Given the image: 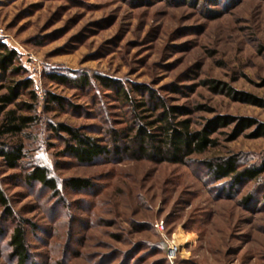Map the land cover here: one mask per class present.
Masks as SVG:
<instances>
[{"label":"rangeland","instance_id":"374dc122","mask_svg":"<svg viewBox=\"0 0 264 264\" xmlns=\"http://www.w3.org/2000/svg\"><path fill=\"white\" fill-rule=\"evenodd\" d=\"M0 31L39 96V121L0 137V146L23 142L26 154L14 169L0 157L14 212L0 206V264H16L9 239L19 222L27 264H264V173L235 184L206 168L207 161L236 160L240 170L264 162V0H0ZM53 71L87 73L94 84L52 82L45 73ZM120 87L135 106L144 104V121L176 107L174 118L190 119L193 129L213 122L216 145L185 164L134 153L133 107L117 96ZM48 92L64 105L47 109ZM49 123L104 139L113 152L78 163L63 155ZM111 131L122 132L118 141ZM31 162L58 179L60 198L23 182ZM70 178L91 185L65 186Z\"/></svg>","mask_w":264,"mask_h":264},{"label":"trees","instance_id":"16d2710c","mask_svg":"<svg viewBox=\"0 0 264 264\" xmlns=\"http://www.w3.org/2000/svg\"><path fill=\"white\" fill-rule=\"evenodd\" d=\"M45 77L60 84L77 83L81 87H90L94 77L87 73L74 76L60 72L45 73ZM108 89L111 80L96 75ZM0 137L17 136L27 128L39 121L36 108L39 103V96L34 88V81L28 74V69L24 65L20 53L9 46L0 37ZM23 96L27 99L20 100ZM117 96L125 104L132 105V119L135 121V131H130L131 141L137 143V148L133 151L149 158L159 157L160 161H169L174 164H185L194 155L203 154L210 147L216 145L215 139L211 137L214 123L211 122L203 129H193L190 119L174 118L178 113L176 107L164 108L162 116L151 121L141 119L138 110L144 105L142 102L134 105L130 91L124 87L117 90ZM159 99L158 97H155ZM46 108L57 109L64 105L63 98L54 93L48 92L46 97ZM162 107V105L157 106ZM138 108V109H137ZM148 110V109H147ZM220 121L219 123H222ZM213 123V124H212ZM49 126L56 136L63 141L64 156L75 159L82 164H90L96 159L110 155L113 150L111 144L104 139L94 137L79 128L65 123H49ZM113 140L116 142L122 132L111 131ZM64 135V136H63ZM258 136H264V126L258 131ZM117 148V152L125 151ZM25 145L18 142L13 145L4 144L0 146V157L6 166L11 169L18 168L25 158ZM151 153H148V151ZM207 172L215 180L232 178L236 183H240L244 178L254 180L264 173V162L251 168L239 169L236 160H225L224 162L207 161ZM22 180L28 185H39L50 190L56 197L61 196L62 190L58 179L52 175L48 168L31 162ZM91 181L84 178H70L65 181V186L80 189L89 187ZM0 206L5 212L13 217L14 212L10 205L6 192L0 183ZM26 227L24 222L16 224L10 233L9 256L16 261V264H27L30 258V246L26 238Z\"/></svg>","mask_w":264,"mask_h":264},{"label":"built area","instance_id":"2783aa9c","mask_svg":"<svg viewBox=\"0 0 264 264\" xmlns=\"http://www.w3.org/2000/svg\"><path fill=\"white\" fill-rule=\"evenodd\" d=\"M4 35L2 34V32L0 31V37H3ZM30 59H32V60H35L33 57H29ZM156 228H157V231L158 232H162L163 231V229H164V226H163V224L161 223V224H157L156 225ZM176 253H177V248L176 247H171L170 249H169V251H168V255H169V257H174L175 255H176Z\"/></svg>","mask_w":264,"mask_h":264}]
</instances>
